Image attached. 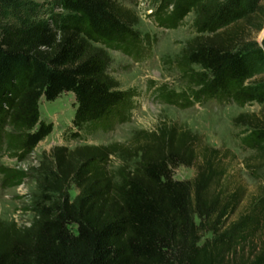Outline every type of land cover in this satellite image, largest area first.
Returning <instances> with one entry per match:
<instances>
[{
    "label": "trees",
    "instance_id": "16d2710c",
    "mask_svg": "<svg viewBox=\"0 0 264 264\" xmlns=\"http://www.w3.org/2000/svg\"><path fill=\"white\" fill-rule=\"evenodd\" d=\"M158 1L161 27L200 13L184 53L199 69L190 75L193 98L262 107L237 122L253 153L248 168L263 169L264 77H253L264 72V39L256 40L264 0ZM138 24L119 0H0V144L8 139L23 158L32 153L52 132L41 100L64 93L75 96L80 132L129 121L133 96L110 75V51L135 56ZM50 157L52 166L38 169L31 224L0 219V264H264V197L231 220L243 193L222 183L225 154L191 131L162 124L135 133L130 145L56 147ZM180 166H195V178L175 180Z\"/></svg>",
    "mask_w": 264,
    "mask_h": 264
},
{
    "label": "rangeland",
    "instance_id": "374dc122",
    "mask_svg": "<svg viewBox=\"0 0 264 264\" xmlns=\"http://www.w3.org/2000/svg\"><path fill=\"white\" fill-rule=\"evenodd\" d=\"M35 1L50 3L54 0ZM119 1L139 17L136 30L143 42V47L133 57L110 51V75L120 83L122 90L131 92L133 96L129 121L109 131L80 132L73 125L77 107L73 93H64L51 102L43 98L40 102L41 120L52 125L51 134L24 158L21 150L11 145L8 139L0 144L1 220L14 222L20 227L31 224L39 194L38 169L42 162L52 166L50 156L56 147L71 151L113 143L130 145L135 133L153 132L162 124L189 130L203 144L225 154L228 173L222 183L229 191L238 189L244 196L231 220L236 219L253 198L264 197V168L258 171L248 168L247 165H252L253 153L243 146L246 128L237 122L240 115L260 113L262 107L255 103L240 107L227 101L198 102L193 98L196 88L190 75L199 69L186 65L184 53L187 43L198 35L196 22L200 13L193 11L178 27L166 28L159 26L154 18L158 0ZM215 1L206 0L205 3L212 5ZM263 39L264 30L256 35L259 43ZM260 76L264 77V72L253 79ZM177 95L182 96L176 100ZM8 132L12 130L9 128ZM118 166V160L111 158L108 169L114 170ZM196 173L195 166H180L173 171V178L189 181L195 178ZM77 194L78 190L72 186L70 199L73 200Z\"/></svg>",
    "mask_w": 264,
    "mask_h": 264
}]
</instances>
